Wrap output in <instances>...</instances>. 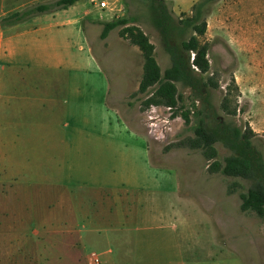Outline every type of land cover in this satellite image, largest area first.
Returning a JSON list of instances; mask_svg holds the SVG:
<instances>
[{
  "label": "rangeland",
  "instance_id": "374dc122",
  "mask_svg": "<svg viewBox=\"0 0 264 264\" xmlns=\"http://www.w3.org/2000/svg\"><path fill=\"white\" fill-rule=\"evenodd\" d=\"M55 1L21 0L17 5L19 8L13 10H24L39 3ZM123 2L126 5L123 17L133 21V24L148 34L164 72L171 67L172 60L161 32L153 21L152 0ZM168 7L177 20L185 16L184 13H191V9H174L172 2H168ZM75 10L79 16L85 17V10L92 14L84 24L88 34L79 37L76 43L78 67L82 65L83 69L78 68L71 76V84H75L78 89V107L84 104V111L87 101L88 116L91 117L87 123L80 119H66L62 121L61 128L78 131L87 129L94 133L92 150L77 153L73 161L79 170L78 183L72 187L77 195L76 210L79 213L94 214L131 209L128 203L114 200L115 196L126 194L124 187L120 186L116 191V186L106 182L135 179L134 186L126 185V188L131 195L142 200L135 203L136 209L165 210L172 203L175 212L173 224L179 228L174 235L179 234L180 237L181 231L187 233L183 238L185 260L206 264H264V216L254 211L244 212L240 208V195L247 190L250 182L211 171L209 165L213 160L208 161L201 149L173 145L181 138L193 134L198 120L197 113L201 110V116L210 125L225 121L243 130L250 128L252 142L264 159V0H217L211 4L206 34L199 37L202 44L209 45L210 71L201 75L195 69L194 74L202 79L213 74L220 87L207 89L204 94L208 103L203 104L200 93L194 94L190 88L178 83L184 96L179 104L194 110L190 116L191 121L180 127L179 135L172 143L151 141V154L147 153L142 144L135 142L136 138L116 134L136 129L137 125L141 131L146 132L144 101L147 93L139 92L144 64L140 49L121 36V27L114 28L106 38H102L106 20L100 17L97 5L91 0L78 1ZM0 21L4 24V17ZM193 33L190 30L177 43L181 39H189ZM230 87L233 90V106L238 107L234 115L221 109L222 100ZM107 133L116 136L108 138ZM110 140L114 145L108 148ZM122 142L127 148L121 145ZM132 145L138 149H133ZM216 148L217 159L220 161L231 154V150L222 142H217ZM150 162L164 167L158 166L155 170L130 168L133 163ZM46 166L50 174L56 167L54 162ZM2 173L0 161V179ZM235 182L241 186H234ZM229 187L235 189L234 193H229ZM1 190H5V187H1ZM11 191L16 195L15 198L11 196L13 199L10 206L13 205V209L28 210L38 207L52 209L56 204L52 198L61 193L59 188L52 185H14ZM22 193L23 201L22 197L17 198ZM43 196H48V201L43 202L46 199H41ZM205 205L211 208L205 211ZM84 223L87 224L82 221ZM110 225L113 224H100L103 227ZM219 239L226 242L227 246L219 243ZM87 251L91 256L92 251Z\"/></svg>",
  "mask_w": 264,
  "mask_h": 264
},
{
  "label": "crops",
  "instance_id": "0c3cea01",
  "mask_svg": "<svg viewBox=\"0 0 264 264\" xmlns=\"http://www.w3.org/2000/svg\"><path fill=\"white\" fill-rule=\"evenodd\" d=\"M167 1L174 9L190 10L198 0ZM19 2L0 0V20L19 8ZM76 4L17 23L0 21V264H90L87 250L97 253L101 264H206L184 259L187 233L174 235L179 228L173 224L172 203L165 210L135 208L142 200L126 188L134 186L135 179L106 182L116 191L124 187L126 194L114 200L128 203L131 209L94 214L76 210L72 187L78 183L79 170L73 161L77 153L92 150L94 138L91 130L61 128L66 119L87 123L91 117L87 101L84 111V104L78 107V89L71 84L72 74L83 69L78 67L77 39L88 34L84 24L92 16L89 10L85 17L79 16ZM116 134L136 138L151 154L152 142L138 125ZM113 145L110 140L108 148ZM121 145L127 148L124 142ZM52 162L56 167L50 174L46 164ZM158 166L164 167L150 162L133 163L130 168L155 170ZM14 185H52L61 193L52 198L56 204L50 210L13 209ZM19 197L24 200L23 193ZM41 199L48 201V196ZM105 222L113 225L100 226Z\"/></svg>",
  "mask_w": 264,
  "mask_h": 264
},
{
  "label": "trees",
  "instance_id": "16d2710c",
  "mask_svg": "<svg viewBox=\"0 0 264 264\" xmlns=\"http://www.w3.org/2000/svg\"><path fill=\"white\" fill-rule=\"evenodd\" d=\"M80 0H57L54 3H39L24 10H18L5 17L8 23H17L45 12L67 8ZM217 0H198L192 8L190 15L185 14L180 19L172 15L167 0H152L154 10L153 21L159 28L167 51L171 55L172 65L164 72L155 55V45L151 42L148 34L138 25L126 17L106 21L101 33L106 38L111 30L121 27L120 34L127 38L133 45L137 46L144 58L143 74L139 84V92L147 93L144 101L145 106L152 103L176 105L184 100L183 93L178 83L183 87L190 88L194 94L201 95L202 103L206 101L204 94L207 89H216L220 85L214 75L202 79L194 74L198 69L201 75L210 71L208 59L209 45L202 44L200 36L207 31V15L212 3ZM192 30L194 33L189 39L179 38ZM193 56V59H192ZM194 67V69H193ZM202 90V92H201ZM232 88L224 96L221 109L230 115L238 111L233 106ZM184 108V106L182 105ZM203 111H198L197 124L192 135L181 138L174 143L177 147L201 149L208 161L213 160L209 169L214 172H222L226 176L240 178L250 182L246 191L242 192L241 210L244 212L254 211L259 216H264V159L256 150L252 142V130L237 125L226 124L225 121L210 125L201 116ZM186 123L191 121L190 110L184 111ZM222 142L231 150V154L224 161L217 159L218 149L216 143ZM234 186H241L235 182ZM234 188L229 187V193H234Z\"/></svg>",
  "mask_w": 264,
  "mask_h": 264
},
{
  "label": "built area",
  "instance_id": "2783aa9c",
  "mask_svg": "<svg viewBox=\"0 0 264 264\" xmlns=\"http://www.w3.org/2000/svg\"><path fill=\"white\" fill-rule=\"evenodd\" d=\"M99 9V15L106 21L121 18L125 15L126 5L123 0H92ZM189 109L190 115L194 113L192 108H183L176 105L152 103L144 109V122L146 132L151 141L170 144L179 135V130L186 123L184 111ZM90 264H101L97 253H92Z\"/></svg>",
  "mask_w": 264,
  "mask_h": 264
},
{
  "label": "flooded vegetation",
  "instance_id": "af4514ba",
  "mask_svg": "<svg viewBox=\"0 0 264 264\" xmlns=\"http://www.w3.org/2000/svg\"><path fill=\"white\" fill-rule=\"evenodd\" d=\"M221 122V121H220Z\"/></svg>",
  "mask_w": 264,
  "mask_h": 264
}]
</instances>
